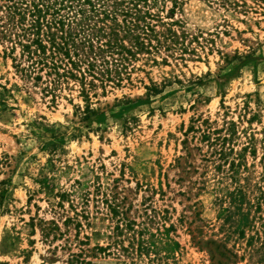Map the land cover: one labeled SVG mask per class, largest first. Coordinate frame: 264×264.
Instances as JSON below:
<instances>
[{
  "label": "rangeland",
  "instance_id": "1",
  "mask_svg": "<svg viewBox=\"0 0 264 264\" xmlns=\"http://www.w3.org/2000/svg\"><path fill=\"white\" fill-rule=\"evenodd\" d=\"M151 10L179 43L89 100L0 40V264H264V0Z\"/></svg>",
  "mask_w": 264,
  "mask_h": 264
},
{
  "label": "trees",
  "instance_id": "2",
  "mask_svg": "<svg viewBox=\"0 0 264 264\" xmlns=\"http://www.w3.org/2000/svg\"><path fill=\"white\" fill-rule=\"evenodd\" d=\"M10 2L0 6V40L10 43L7 54L13 56L19 48L17 66L36 82L44 78L54 85L68 79L80 82L86 100L97 82L102 88L111 82L119 85L126 64L137 55L151 53L168 41L179 43L175 31L162 33L154 24L161 22V16L152 6L167 0ZM150 91L159 93L154 85ZM87 109V118L97 113Z\"/></svg>",
  "mask_w": 264,
  "mask_h": 264
}]
</instances>
